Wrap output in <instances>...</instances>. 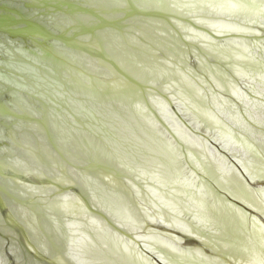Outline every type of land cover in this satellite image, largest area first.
<instances>
[{
  "label": "bare ground",
  "instance_id": "obj_1",
  "mask_svg": "<svg viewBox=\"0 0 264 264\" xmlns=\"http://www.w3.org/2000/svg\"><path fill=\"white\" fill-rule=\"evenodd\" d=\"M12 1L4 264H264V0Z\"/></svg>",
  "mask_w": 264,
  "mask_h": 264
},
{
  "label": "water",
  "instance_id": "obj_2",
  "mask_svg": "<svg viewBox=\"0 0 264 264\" xmlns=\"http://www.w3.org/2000/svg\"><path fill=\"white\" fill-rule=\"evenodd\" d=\"M12 6H13V8L15 10H17L18 12L21 13V18L25 22H28V23L34 24V25L36 24V25H38V27L45 26V25H47V23H50L51 24V22L49 21V19H47V20L44 19V17H43L42 14H35V13L27 10L26 7H24L22 4H20V3L18 4L16 0H13L12 1ZM213 6H215V5H213ZM122 13H128V11H124L123 10ZM129 13H130V11H129ZM38 27H35V28H38ZM66 43H68V44H77L78 43V40L76 41V39H73V40L67 41ZM188 68H190V67H188ZM0 164H1V168H3L4 167L3 162H0ZM63 196L65 197L66 194L63 195ZM64 204H65V202H63L62 205L64 206ZM15 209L17 211H19V215H21L22 218L27 213V210L25 208H23L20 204H17ZM61 209H62V213L61 214L63 215L65 213V215H63V217H64V220L67 223H69L68 225H69L70 228H73L72 226L74 225V224H72L73 222L70 223V218L74 219V216H78V218L80 219V221H82V220L84 221V219L86 218L83 214L82 215L81 214H78L77 209H75V207H73L71 205H70L69 209L66 208L65 206L62 207ZM4 210H6V205H5L4 201L0 199V213L3 212ZM9 238H10V236H9ZM4 240H6V239H4ZM0 264H4L3 259L1 257H0Z\"/></svg>",
  "mask_w": 264,
  "mask_h": 264
}]
</instances>
